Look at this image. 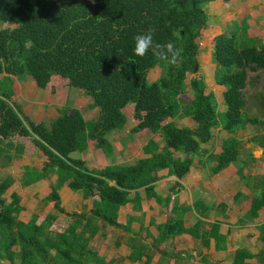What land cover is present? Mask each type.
Segmentation results:
<instances>
[{
  "label": "trees",
  "instance_id": "obj_1",
  "mask_svg": "<svg viewBox=\"0 0 264 264\" xmlns=\"http://www.w3.org/2000/svg\"><path fill=\"white\" fill-rule=\"evenodd\" d=\"M212 1L0 0V159L5 158L3 163L8 165L21 157L25 144L15 138L28 136L42 150L45 162L41 169L26 165L25 181L36 182L49 172L57 174L51 193L44 198L45 203L55 202L56 211L45 215L41 222L37 212L27 222L20 219L25 206L5 196L15 178L11 174L0 178V264H124L100 255L92 247L93 238L107 225L133 233L128 244L132 262L152 264L154 253L162 251L161 244L186 232L201 233L206 246L214 237L217 249L226 248L227 236L220 233L221 221H214L210 229H205L201 218L186 225V213L192 208L188 204L173 202L167 221H150L158 230L150 244L141 235L146 230L144 225L136 231L132 229L137 220L134 216L130 215L125 224L118 219L126 204L142 211L144 196L169 205L171 196L164 197L155 188L160 170L167 168L180 179L186 177L194 155L208 152L203 146L213 143L215 129H223L228 135L222 151L207 156L214 163L210 171L216 174L241 161L238 174L251 195L238 191L234 201L239 203L241 197H248L251 203L238 221L244 223L258 216L264 207V173L253 176L245 171L247 162L241 159L243 140L237 132L248 124L264 123L247 113L245 92L248 84L259 77L256 74L250 78L249 71L262 70L264 79V44L253 42L246 18L233 30L215 37L214 77L225 88L224 103L216 100L213 91H206L203 75L187 83L189 73H196L195 66L200 69L198 39L208 21L204 7ZM150 29L155 43L166 45L172 41L181 50L178 63L160 55V49H150L143 56L133 52L135 35ZM156 66L162 68L161 74L149 82V72ZM53 74L61 75L70 88L87 96L88 103L93 102L99 109L97 118L88 120L78 107L64 106L49 124L36 122L12 101L13 75L18 79L30 75L39 87H45ZM190 89L192 97L185 98ZM129 104L140 119L132 132L149 129L159 133L165 141L161 149L151 138L144 147L149 156L133 163L114 162L100 169H91L83 158L72 155L87 149L88 139L92 138L115 160L116 149L108 136L125 127L124 110ZM184 116L193 119V127L175 124V119ZM249 140L257 142L264 154L263 135L255 134ZM176 152L185 155L181 157ZM248 157L255 160L252 153ZM64 185L82 190L84 199L93 198V207L69 213L68 226L59 232L52 227L58 213L65 212L60 195ZM193 207L202 217L214 209H221L224 217H229L226 202L214 208L197 200ZM259 227L264 241V222ZM256 256L260 258L257 264H264V250ZM253 257L255 254L246 247L234 253V258L245 264H250L246 260ZM200 263L217 264L208 253L200 257Z\"/></svg>",
  "mask_w": 264,
  "mask_h": 264
},
{
  "label": "rangeland",
  "instance_id": "obj_2",
  "mask_svg": "<svg viewBox=\"0 0 264 264\" xmlns=\"http://www.w3.org/2000/svg\"><path fill=\"white\" fill-rule=\"evenodd\" d=\"M208 4L205 5L204 8L208 11L209 20L207 21V26L202 29V37L198 40L200 51L197 57L201 69L197 70L196 73H189L187 83L189 82L190 78L201 77L203 75L207 83L206 91H213L216 94V100L219 103H222V94L225 88L218 85L215 80V62H213L212 60V51L215 44V37L226 33L227 30H233L234 27L239 25L242 19L246 18L247 22L249 23V36L251 37L253 42H255V44L258 46L264 44V0H227V2H225V0H215L210 4L213 8H210ZM232 18L233 20H231ZM205 70L207 75L203 74ZM161 71L162 68L160 66H156L155 68H153L149 72V82L156 80L160 76ZM256 74H258L259 76L258 79L254 81L253 84H248L245 89L247 99L246 111L249 115L257 117L259 120H264V79L262 76V70H258L257 72L249 71L250 78H254ZM12 78L15 85V91L12 97V101L21 105L24 113L36 122L46 121L49 124L52 118L57 116L60 113L61 108L64 106L78 107L83 111L85 117L89 118L88 120L97 118L99 114V109L97 107H94L93 102L88 103V97L83 96L84 94L82 92H79V89L73 87L70 88L68 85V80L61 77V75L59 74L51 75L45 87H39L34 78L30 75H26L23 79H18L15 75H13ZM189 93L192 94L191 89L186 93V95H184L185 98L190 99L192 97V95ZM220 106L222 107L223 105L220 104ZM129 108L133 109V105L129 104L126 107L125 113L127 116L131 115V111L128 110ZM223 109H225V104L223 108H220L221 111ZM174 121L175 124L179 126H188L192 124L191 120L188 118H177ZM127 126L129 128H127ZM130 127L131 124L127 123L126 129L128 131ZM126 129L123 128L119 131H116L114 138L113 133H110V135L108 136L113 141V144L116 145V147L122 148L123 144L125 145V151H123V155L119 157L120 162L118 163H133L137 159L141 158V156H149L150 154L144 152V147L149 141L148 134L144 132L130 133ZM214 132L216 135L214 143H217V146L214 150L219 151L220 149H222V140L225 139L228 134L223 129H215ZM255 134L264 136V123L258 122L257 124H248L245 128L237 132V136L243 140L241 148L242 156L247 158V153L251 152L253 154V157L255 158V160L249 161L250 165L248 167V173L253 176L264 173V154H261L262 148L257 142L249 140V138H251ZM151 135L154 136V138L160 136V134L150 133V136ZM137 136L139 137V140L134 141V138H136ZM15 140L23 142V144H25L24 147L26 150H33V145L35 143H33L31 138H29L28 136H19L16 137ZM31 150L30 154L25 153L23 154V156L13 159L8 165H5V163H3V161L6 160L5 158L2 157L0 159V178H3L4 176L9 174H11L15 178V182L9 189L12 191L7 192L5 195L6 199H8L9 201H19L22 204H26L28 207L30 205L29 199L31 198L33 191L26 190L24 187L27 182L21 178L22 168L28 162L35 165L41 164L43 166L45 162L43 152H40V155L37 156L33 154ZM102 157L103 156L98 152L97 163L95 164L96 166L93 169L102 168L100 164V162L102 161ZM110 162L113 163V161H110V158H107V163H105L103 166L107 165ZM241 164V161H237V166L234 164L230 170L223 172L224 174L221 173L217 175L211 173L209 177L210 181L214 180V184H209L210 187L214 189L217 185H219V191L216 192L215 196L224 197L231 203V208H227V210H229V212L231 213L230 218H232L234 224H237L238 222L237 217L243 215L249 208V202H246V199L243 200L240 205H237L239 203L236 202L235 204L233 200V194L241 187L248 191V189L244 187V184L239 181L238 172H235V170ZM31 169L33 168H30V170ZM191 170L189 171L187 176L190 174ZM31 172H35V170H32ZM192 172L197 174V176L199 175V172H201V166L199 165V163L194 165ZM181 180H184V178ZM36 186L39 185L37 184ZM66 189H68V192H63L64 202L67 195L71 191V189L68 187ZM212 196L213 195H206L204 197L208 198ZM41 204L42 203L40 202L37 206L40 214L43 215V211H41L39 208ZM65 204L67 203L65 202ZM216 205H213V207L217 208ZM69 213L71 212H67V214L65 215L66 217L70 218ZM38 220L42 221L43 219L41 218ZM193 221V218L188 219L189 223ZM65 223L66 221H59V225H55L53 230L58 231L59 228H64L65 226L63 224ZM102 240L105 241V243H109L106 238H103ZM183 245L186 246L187 244L185 243ZM110 246L112 245H109L106 248H104V246L102 247L107 255H113L114 250L110 248ZM119 250L122 251L123 249ZM191 252L192 250L190 251V253ZM128 255L129 254L126 252V250L117 252V258L119 261L117 259L116 260L121 263H131ZM5 263L8 264V262Z\"/></svg>",
  "mask_w": 264,
  "mask_h": 264
},
{
  "label": "crops",
  "instance_id": "obj_3",
  "mask_svg": "<svg viewBox=\"0 0 264 264\" xmlns=\"http://www.w3.org/2000/svg\"><path fill=\"white\" fill-rule=\"evenodd\" d=\"M225 2H227V1H225ZM211 3H209L208 6H210V8H213L210 5ZM207 13H208V11H207ZM213 14H214V12H213ZM208 20H209V15H208ZM231 20H233V18ZM198 62H199V60H198ZM200 69H201V66H200ZM203 74L207 75L206 70L203 72ZM189 94H191V93H189ZM128 110L131 111V115L127 116V123H130L131 127H130L129 131L126 129V125L124 128L128 132L131 133L132 128L139 123L140 119L135 116L134 106H133V109L129 108ZM184 118H188L191 120L192 124L188 125L189 127L194 126V122H193V119L191 117H188V116L180 117V119H184ZM86 119H89V118H86ZM127 128H129V127L127 126ZM140 132L147 133L149 139L152 138L155 141H157L158 142V146H157L158 148L161 149L164 146L165 141L161 135L157 138L155 137L156 138L155 139L154 136H152V135L150 136V133H153V132H151L149 129H144ZM115 134L116 133L113 134V138L115 137ZM153 134H159V133H153ZM109 139H110V137H109ZM215 139H216V136H215ZM215 139H214L213 143L206 144L203 146L208 151L206 154H202L201 156L194 155L195 161L191 167L192 170L188 176L184 177V180H181L176 175L169 173V170L167 168L160 170V172H159L160 179L156 181L155 188H156V191L160 195H162L164 197L169 196V195L171 196L172 200L169 203V205L165 206L164 204L159 203L155 198H147L144 196V198L142 200V204H141L142 205V211L135 210L133 208V204H126V205L121 207L118 219L121 223L125 224L130 215L134 216L137 220L133 222L132 229L134 231H136V230L140 229L141 225H144L146 227V230L141 232V235L144 238V241L146 243L150 244L153 241V237L157 236V234H158L157 228L154 225L149 224L150 221L152 219H154L156 221V223H163V222L167 221L170 214H171L172 208H173V202H176L179 204H188L192 208H190V210H188V212L186 213V225H188V226L192 225L198 219L201 218V219L205 220V229H207V228L210 229L211 225L214 221H216V220L221 221L220 233L227 236L226 242L224 243L226 245V248L217 249L216 248V239L214 237L209 238V241H210L209 245L206 246L202 242L201 233L186 232V233L178 235V236L174 237L173 239L161 244L162 251L154 253L152 264H201L200 263V257L205 253H208L210 255V258L212 260H214L217 264H245L243 262L237 261L234 258V253L236 252V250L238 248H241V247H246L252 253L255 254V257L247 259L246 262H249L250 264H254V263L257 264L260 261V258L256 255H258V253L261 250H264V241L260 238L261 231H260V227H259V225L264 222V207H262L259 210V214L255 219L246 220V222H244V223H240L239 221L238 222L236 221L237 224L233 223L232 218H230L231 213L227 209H226V213L229 215V217H224L221 209L210 210L208 212L207 216L202 217L201 213L193 207L194 201L202 200L207 205H209L210 207H213V205H216V204L221 203V202H226L228 204V208H231V203L229 202V200H227L224 197L215 196L216 192L219 191V185H217L214 189L209 186L210 183H211V185L214 184V180L210 181V179H209V177L211 175L210 168L212 167V165L214 163L207 156L211 152L218 153V152L222 151V149H220L219 151L214 150L215 147L217 146V143H214ZM137 140H139L138 136L136 138H134V141H137ZM223 140L221 143H223ZM33 143H34V141H33ZM112 143H113V141H112ZM35 146L36 145L34 144L33 150H31V149L26 150L25 149L23 154H25V153L30 154V150H31L33 152V154L39 156L40 152H42V150H40L37 147L40 150L39 151ZM114 146L116 149V155L114 157L115 160H112L111 156L106 155L104 153V151L96 145V140H94L92 138L88 139V148L87 149H85L84 151L77 150V151L73 152L72 155L75 157L81 156V158H83L87 162L88 167L93 169L96 166L95 164L97 163V157H98V152H99V154H101L103 156L101 158L102 161L100 162V164L102 167H104L103 165L105 163H107V158H110V161H113V163L114 162H117V163L120 162L119 157H121L123 155V151H125V149H124L125 145L123 144L122 148L116 147V145H114ZM250 153H247V155H246L247 158L243 157L241 154V159L246 160V162H247V165L245 168L246 172H248V169H249L248 168L250 165L249 161L252 160L248 157V154H250ZM261 154H263V149L261 151ZM176 155L183 157L185 154L182 152H176ZM141 158H142V156H141ZM200 159L201 160L203 159V160L200 162ZM236 162L237 161H235L233 163L236 165ZM198 163L201 166V172H199V175L197 176V174H195L192 171H193L194 165H196ZM233 163L230 166H228L227 168L221 170L220 172H218L216 174L219 175V174H221L227 170H230L232 168V166L234 165ZM110 164H112V162L108 163L107 165H110ZM26 165H30L31 167H35L36 169L43 168V165H41V164L35 165V164L28 162L25 164V166ZM241 165L235 170V172H238V170L241 168ZM25 166L22 168V171H21V178L23 180H25V178H24ZM56 178H57V174L49 172V173L45 174L43 177H41L36 182L29 183L26 181L27 184H25V186H24L25 189L26 190H32L33 194L31 196V198L29 199V201H30L29 207L26 204L21 203L22 205L25 206L24 210L19 215L21 220H23L25 222L29 221L30 218L32 217L33 213H35V212H37L39 214L38 219H41V218L44 219L45 215L52 212V210H53V212L56 211L54 201H50L47 203L44 202V198L51 193L52 184L54 182H56ZM226 180H228V179H226ZM239 181L242 184H244V187H246L248 189V191L246 189H244L243 187L238 189V191H241L247 195H251V190L242 181V179L240 178V175H239ZM32 184H34V185H32ZM37 184L39 186H36ZM67 187H68L67 185H64L60 189L61 203H62L63 208L65 209V212H59L58 213V217L56 218V220L54 222V226L52 227V229L55 227V225L56 226L59 225V221H66V223L63 225L65 227L68 226V224H69L68 221L71 220V217L70 218L66 217L65 214H67V212H73V211L81 212L84 210H90L93 207V198L84 199L82 190L74 191L71 189L70 193L67 195V197L65 199V202L67 203V204H65V202L63 200L64 199L63 198V192H68L67 191L68 189H66ZM173 187H175L174 191H172ZM205 189H206V191H205ZM11 191L12 190H8L7 192H11ZM238 191H236L233 194V200H234V195ZM141 193L143 195V190H141ZM206 195H213V196L205 198L204 196H206ZM245 199H246V202H249V208H250L251 198H248V197H241L240 202L237 205H240L243 202V200H245ZM40 202L42 204H41V206H39V208L41 211H43V215L40 214L38 206H37L38 203H40ZM234 203H235V201H234ZM249 208H248V210H249ZM246 212L243 215H245ZM64 215H65V217H64ZM243 215H241L239 217H242ZM22 216H24V217H22ZM239 217H237V220L239 219ZM191 218H193L194 221L189 223L188 219H191ZM65 227L59 228L58 231L64 230ZM147 232L149 233V236L147 235ZM132 236H133V233L125 232L121 228H116V227L109 226V225L103 226L102 229L100 230V232L93 238L92 247L94 249H96L100 255L106 256L108 259H117L118 260L117 252H122V251L126 250V252L129 255L131 254L132 249H131V247H129L128 244H129L130 238ZM103 238H106V240L109 243H105V241L102 240ZM185 243L187 244L186 246L183 245ZM109 245H112V246H110V248H112L114 250L113 255H107L104 252V250L102 249L103 246H104V248H106ZM119 249H123V250L121 251ZM191 250H192V252L190 253ZM130 262L131 263H127V262L126 263L122 262V263H124V264H143V261H136V262L130 261ZM92 264H97V263H92Z\"/></svg>",
  "mask_w": 264,
  "mask_h": 264
},
{
  "label": "clouds",
  "instance_id": "obj_4",
  "mask_svg": "<svg viewBox=\"0 0 264 264\" xmlns=\"http://www.w3.org/2000/svg\"><path fill=\"white\" fill-rule=\"evenodd\" d=\"M134 41L135 44L133 52L138 56L145 55V53L148 52L150 49L153 51L160 49L161 51L159 54L164 56L166 59H169L170 62L173 64L178 63L181 59V50L175 45V43L172 41H169L166 45L155 43L153 40V31L151 29L148 30L146 33L136 34L134 37ZM165 48L167 49L166 52L163 51Z\"/></svg>",
  "mask_w": 264,
  "mask_h": 264
},
{
  "label": "water",
  "instance_id": "obj_5",
  "mask_svg": "<svg viewBox=\"0 0 264 264\" xmlns=\"http://www.w3.org/2000/svg\"><path fill=\"white\" fill-rule=\"evenodd\" d=\"M194 70H195V72L198 70V66L197 65L195 66V69Z\"/></svg>",
  "mask_w": 264,
  "mask_h": 264
}]
</instances>
